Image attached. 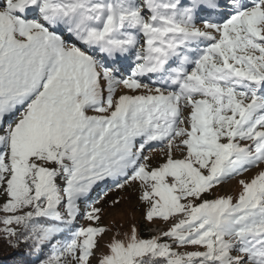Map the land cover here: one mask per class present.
Instances as JSON below:
<instances>
[{"label": "snow or ice", "instance_id": "1", "mask_svg": "<svg viewBox=\"0 0 264 264\" xmlns=\"http://www.w3.org/2000/svg\"><path fill=\"white\" fill-rule=\"evenodd\" d=\"M129 188L166 228L102 222ZM0 241L13 264H264V0H0Z\"/></svg>", "mask_w": 264, "mask_h": 264}, {"label": "rangeland", "instance_id": "2", "mask_svg": "<svg viewBox=\"0 0 264 264\" xmlns=\"http://www.w3.org/2000/svg\"><path fill=\"white\" fill-rule=\"evenodd\" d=\"M147 154L153 157L151 161L153 165H155L161 158L159 152L154 151ZM238 190L239 187L237 181L231 180L227 184L221 185L217 189V193L220 195L229 193L235 194L236 192H238ZM93 195L95 196V194ZM117 197L122 198V204L119 210L112 212L108 209L107 205L111 202L112 199ZM98 206H102L105 208V214L102 222L109 227L120 228L121 231L127 229L130 217L136 221L142 235H144L145 238L151 235H155L158 230L167 227L166 225L160 223L148 224L142 221L143 206L138 203L135 191L130 188L121 191H108L107 194L104 195L101 204Z\"/></svg>", "mask_w": 264, "mask_h": 264}, {"label": "trees", "instance_id": "3", "mask_svg": "<svg viewBox=\"0 0 264 264\" xmlns=\"http://www.w3.org/2000/svg\"><path fill=\"white\" fill-rule=\"evenodd\" d=\"M14 259V250L0 241V264H13Z\"/></svg>", "mask_w": 264, "mask_h": 264}]
</instances>
